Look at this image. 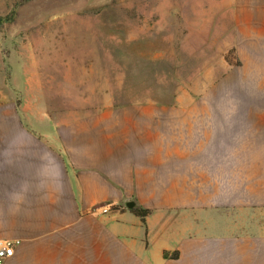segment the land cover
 <instances>
[{
	"label": "crops",
	"instance_id": "obj_1",
	"mask_svg": "<svg viewBox=\"0 0 264 264\" xmlns=\"http://www.w3.org/2000/svg\"><path fill=\"white\" fill-rule=\"evenodd\" d=\"M235 26L221 95L29 127L9 113L0 239L17 243L1 264H264V0H237Z\"/></svg>",
	"mask_w": 264,
	"mask_h": 264
},
{
	"label": "rangeland",
	"instance_id": "obj_2",
	"mask_svg": "<svg viewBox=\"0 0 264 264\" xmlns=\"http://www.w3.org/2000/svg\"><path fill=\"white\" fill-rule=\"evenodd\" d=\"M236 4L0 0V126H13L10 112L29 127L140 96L221 95Z\"/></svg>",
	"mask_w": 264,
	"mask_h": 264
},
{
	"label": "built area",
	"instance_id": "obj_3",
	"mask_svg": "<svg viewBox=\"0 0 264 264\" xmlns=\"http://www.w3.org/2000/svg\"><path fill=\"white\" fill-rule=\"evenodd\" d=\"M94 211H101L107 213L110 208L108 205L96 206ZM17 241L12 239H0V264L7 258L11 257L14 253V247Z\"/></svg>",
	"mask_w": 264,
	"mask_h": 264
},
{
	"label": "water",
	"instance_id": "obj_4",
	"mask_svg": "<svg viewBox=\"0 0 264 264\" xmlns=\"http://www.w3.org/2000/svg\"><path fill=\"white\" fill-rule=\"evenodd\" d=\"M133 204H134V203H131L130 206L133 205Z\"/></svg>",
	"mask_w": 264,
	"mask_h": 264
}]
</instances>
